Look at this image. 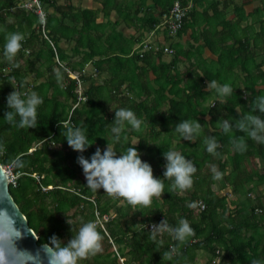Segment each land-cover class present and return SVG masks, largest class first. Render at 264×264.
<instances>
[{"label": "trees", "instance_id": "1", "mask_svg": "<svg viewBox=\"0 0 264 264\" xmlns=\"http://www.w3.org/2000/svg\"><path fill=\"white\" fill-rule=\"evenodd\" d=\"M26 1L0 0V163L6 167L17 156L25 163L13 168L20 176L10 193L39 244L53 235L66 244L73 237L67 219L78 229L107 215L105 229L97 225L103 251L80 264H121L120 259L125 264H264V144L249 139L245 152L234 151L231 141L245 134H225L217 126L222 118L247 114L256 97L264 95V0H192L190 10L189 0H154L165 17L177 1L187 8L183 33L205 25L195 39L202 36L214 58H204L201 48L193 73L183 78L176 69L179 54L155 67L153 53L160 56L166 48L145 43L135 51L141 38L128 39L116 29L130 19L157 25L159 15L149 14L147 0H99L103 8L97 10L76 7L72 0H41L44 24L38 13L23 8ZM100 14L103 22H98ZM9 32L25 35L18 69L3 55ZM211 80L229 83L233 95L221 98L207 89ZM13 87L43 98L37 128L20 129L4 120ZM121 108L131 109L144 123L140 130L126 124L117 142L111 127L114 111ZM189 119L203 126L194 142L174 131ZM59 122L86 129L93 146L84 153L71 149ZM212 136L221 145L219 155L209 154L203 144ZM108 143L117 154L137 145L158 179H165L164 151L180 152L197 167L192 188L169 193L173 181L165 179L162 199L153 198L146 208L103 189L91 190L77 159L90 160ZM210 165L223 173L220 180L213 179ZM165 218L172 226L187 219L194 236L180 243L165 234L157 247L149 239L150 226ZM172 246L177 254L163 261L162 253Z\"/></svg>", "mask_w": 264, "mask_h": 264}, {"label": "clouds", "instance_id": "2", "mask_svg": "<svg viewBox=\"0 0 264 264\" xmlns=\"http://www.w3.org/2000/svg\"><path fill=\"white\" fill-rule=\"evenodd\" d=\"M24 41L25 35L21 32H9L5 36L3 55L14 69L20 67L16 58L23 48ZM56 78L60 81L61 74L57 73ZM13 79L15 78L13 77ZM13 89L14 91L7 97L9 110L5 112L4 120L20 129L37 128L38 108L43 105V98L35 91H18L14 87ZM207 89L214 90L221 98L230 97L234 93V89L229 83L221 85L216 80L209 81ZM114 112L115 119L112 123L111 133L117 142L121 140V133L126 124L130 125L133 130H140L144 123L131 109L121 108ZM257 112L260 115L256 114ZM262 116H264V95L256 97L247 114L240 116L239 119L222 118L217 126L225 134L233 131L245 134L231 141L233 150L243 153L247 150V140L249 139L258 144H264V118ZM59 123L62 129H65L62 135L71 149L78 153H84L93 146L86 135V129ZM202 127L198 119H189L175 125L174 131L180 135L183 141L194 142L200 135ZM203 144L209 154L219 155L217 149L221 145L216 137H205ZM136 146L129 147L122 154H117L108 143L104 150L97 148L90 160L80 155L77 163L83 169L88 188L93 191L103 189L110 197L122 198L133 207L145 208L152 205L153 198L162 199L165 193V179L173 181L169 193H174L177 190L183 192L192 188L197 167L191 160L185 158L178 151H164V159L167 161L164 166L165 179H158L154 176L152 166L141 159V153ZM3 151L4 146L0 144V153ZM8 167L22 169L25 167V163L21 157L17 156L11 160ZM210 167L213 179L220 180L223 173L218 171L215 165H210ZM0 179L6 181L7 178L0 177ZM67 223L72 226L73 237L66 244L59 237L53 235L42 246L47 264H80L81 261L103 251L104 237L98 230L96 222L88 221L78 229L73 228L71 220L67 219ZM165 234L175 241L184 243L195 233L187 219L181 218L176 226H172L165 218L159 224L151 225L149 239L157 247H160L164 243L162 237ZM24 236L25 230L17 227L13 212H10L8 208H0V264H40L39 253L33 254L18 248L17 242ZM177 252V247H170L169 250L162 253L163 261L171 260ZM14 253L27 257V260H17ZM252 264H261V262L254 260Z\"/></svg>", "mask_w": 264, "mask_h": 264}, {"label": "crops", "instance_id": "3", "mask_svg": "<svg viewBox=\"0 0 264 264\" xmlns=\"http://www.w3.org/2000/svg\"><path fill=\"white\" fill-rule=\"evenodd\" d=\"M71 4L76 7H88L90 9L94 8L96 10L103 8L102 2H100L99 0H72ZM145 5L150 15H159L157 25H141L137 19H130L128 21V24H125L124 22L121 25L117 24L116 29L118 33H121L128 39L134 36H139L141 38V42H138L133 48V50L135 51H137L141 47V45H144L145 43L154 44L160 49L169 48L175 51L174 54L163 52L162 54H160V56L158 54L153 53V66L158 67L160 65H168L173 61L175 54H179L180 58L176 69L179 72V76L183 78V76L188 77L193 73L194 66L197 62L196 55L198 53V50H200L201 48L203 49L204 58H214L210 50L206 48L204 38L202 36H199L198 40L195 39V36H197L196 34L200 31H203L205 25L200 26V28L196 27L194 30L189 29L184 33L182 29V31L178 35L171 36L168 30L166 29V13H164V10L158 8L154 0H147ZM191 7L192 0H189L188 10H190ZM248 10L251 11L252 9L249 8ZM103 17V14H100L98 22H103ZM117 17L118 13L114 12L111 16V19L115 21ZM143 63L144 62H141L140 65H144ZM150 78H155V75L152 70L150 72ZM260 190H263V187H261ZM205 260L206 258H202L200 261Z\"/></svg>", "mask_w": 264, "mask_h": 264}, {"label": "water", "instance_id": "4", "mask_svg": "<svg viewBox=\"0 0 264 264\" xmlns=\"http://www.w3.org/2000/svg\"><path fill=\"white\" fill-rule=\"evenodd\" d=\"M0 177H6V181L0 179V208H8L10 212L16 217V225L18 228L25 230V236L22 240L17 242V246L21 250H27L33 254L39 253L41 256L40 264H47V258L42 251L43 244H39V238L35 231L30 227L29 221L20 207L16 203L15 199L10 193V183L8 175L4 169V166L0 163ZM17 260L26 261L27 257L15 254Z\"/></svg>", "mask_w": 264, "mask_h": 264}, {"label": "built area", "instance_id": "5", "mask_svg": "<svg viewBox=\"0 0 264 264\" xmlns=\"http://www.w3.org/2000/svg\"><path fill=\"white\" fill-rule=\"evenodd\" d=\"M23 8L31 11L33 10L36 13H38L41 17L42 23L44 24L46 15L43 10L41 0H28L26 1L25 4H23ZM186 17H187V8L183 7L182 4L179 1H177L172 7L170 14L166 17V26L171 35H176L183 29V25ZM165 52L171 54L173 51L166 48ZM4 169L8 175L9 183L16 186L20 175L18 173H15L14 169L13 168L10 169L8 166L6 167L4 166ZM199 207H201L202 209L204 208L202 204H199ZM108 219L109 217L107 215H103L101 216L100 219L99 218L97 219L96 224L98 226H101L102 229H105V223L108 221ZM150 230H151V226H150ZM114 251L117 252L116 247L114 248ZM120 262L121 264H125L124 259H120Z\"/></svg>", "mask_w": 264, "mask_h": 264}, {"label": "rangeland", "instance_id": "6", "mask_svg": "<svg viewBox=\"0 0 264 264\" xmlns=\"http://www.w3.org/2000/svg\"><path fill=\"white\" fill-rule=\"evenodd\" d=\"M171 35V34H170ZM177 35V34H176ZM176 35H172V36H176ZM169 49V48H168ZM170 50H172V49H170ZM173 51V50H172ZM174 52V51H173ZM173 52L171 53V54H173Z\"/></svg>", "mask_w": 264, "mask_h": 264}]
</instances>
